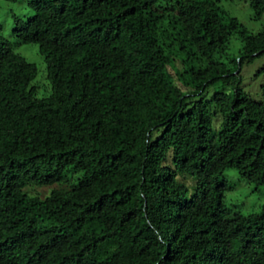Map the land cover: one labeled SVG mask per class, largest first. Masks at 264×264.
Returning a JSON list of instances; mask_svg holds the SVG:
<instances>
[{
  "label": "trees",
  "instance_id": "obj_1",
  "mask_svg": "<svg viewBox=\"0 0 264 264\" xmlns=\"http://www.w3.org/2000/svg\"><path fill=\"white\" fill-rule=\"evenodd\" d=\"M228 1L27 0L41 97L0 26V264H264V206L223 202L226 168L264 184V0L256 31Z\"/></svg>",
  "mask_w": 264,
  "mask_h": 264
},
{
  "label": "rangeland",
  "instance_id": "obj_2",
  "mask_svg": "<svg viewBox=\"0 0 264 264\" xmlns=\"http://www.w3.org/2000/svg\"><path fill=\"white\" fill-rule=\"evenodd\" d=\"M225 6L235 14L241 22L249 29L256 31L260 28L261 22L254 21L250 18V11L247 5L239 0L225 2ZM32 13V9L27 4V0H0V26L2 34L13 44L16 52L23 55L28 61L33 62L37 67V74L34 77L32 84L36 88L38 97L45 96L51 85L46 78L47 69L42 55L38 52L36 43H16L17 38L13 35L14 15H18L25 19L27 15ZM237 41V39H233ZM236 45H232L230 53L236 52ZM177 67L181 68V63L176 60ZM264 55L255 59L253 62L243 65L240 71L241 87L255 100L264 102ZM49 84V85H48ZM216 85L209 89L212 92ZM225 178V188L223 189V202L227 205L240 210L242 213L258 211L264 206V184H256L253 181L246 179L238 174L234 167L226 168L223 171ZM51 186H30L28 193L43 197L49 193Z\"/></svg>",
  "mask_w": 264,
  "mask_h": 264
}]
</instances>
